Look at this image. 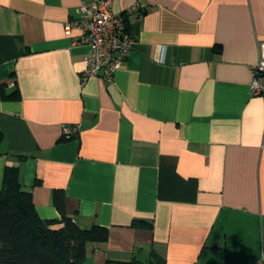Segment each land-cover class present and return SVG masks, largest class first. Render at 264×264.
<instances>
[{"label": "crops", "instance_id": "0c3cea01", "mask_svg": "<svg viewBox=\"0 0 264 264\" xmlns=\"http://www.w3.org/2000/svg\"><path fill=\"white\" fill-rule=\"evenodd\" d=\"M83 1L0 0V188L17 167L40 217L62 189L105 226L82 264H264V0H112L134 43L111 81L82 79L89 47L64 30Z\"/></svg>", "mask_w": 264, "mask_h": 264}, {"label": "trees", "instance_id": "16d2710c", "mask_svg": "<svg viewBox=\"0 0 264 264\" xmlns=\"http://www.w3.org/2000/svg\"><path fill=\"white\" fill-rule=\"evenodd\" d=\"M16 91L2 94L16 98ZM3 132L0 129V141ZM53 203L61 217L44 219L35 209L30 192L21 188L17 167L6 166L0 188V264H82L88 243L107 237L105 226L82 228L65 213V194L53 191ZM106 264H164L151 251L145 261L132 256Z\"/></svg>", "mask_w": 264, "mask_h": 264}, {"label": "built area", "instance_id": "2783aa9c", "mask_svg": "<svg viewBox=\"0 0 264 264\" xmlns=\"http://www.w3.org/2000/svg\"><path fill=\"white\" fill-rule=\"evenodd\" d=\"M143 4L137 0L127 7L126 12H140ZM77 29L73 43L86 44L89 50L83 56L80 69L82 79L92 75H102L106 81L113 79L115 71L132 49L134 39L127 31L124 17L112 10V0H92L81 2L76 15L64 24L66 33ZM251 91L264 92V42L258 43V59L252 66ZM78 125H64L62 132L71 136L78 131Z\"/></svg>", "mask_w": 264, "mask_h": 264}]
</instances>
